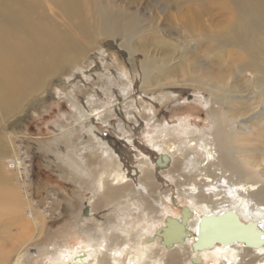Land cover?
Wrapping results in <instances>:
<instances>
[{"label":"rangeland","instance_id":"rangeland-1","mask_svg":"<svg viewBox=\"0 0 264 264\" xmlns=\"http://www.w3.org/2000/svg\"><path fill=\"white\" fill-rule=\"evenodd\" d=\"M261 91L264 0H0V163H24L14 178L33 213H0V251L34 235L41 216L43 234L27 243L25 264H53L57 243L81 247L83 230L101 233L126 197L159 202L167 189L155 176L121 193L96 181L111 168L106 155L131 141L132 159L146 161L137 144L168 123L189 120L205 140L215 135L217 173L264 184V165L250 166L264 159ZM188 153L205 157L199 147ZM89 204L97 217L106 212L104 222L82 226Z\"/></svg>","mask_w":264,"mask_h":264},{"label":"bare ground","instance_id":"bare-ground-1","mask_svg":"<svg viewBox=\"0 0 264 264\" xmlns=\"http://www.w3.org/2000/svg\"><path fill=\"white\" fill-rule=\"evenodd\" d=\"M27 31L29 32L28 27ZM34 51L32 49V52ZM260 95L264 98V91H261ZM213 111L214 109H211L210 112ZM223 126L227 128L228 124L224 123ZM196 133L199 138L194 141L192 136ZM203 133L205 132L184 119L172 124L168 123L154 136H143L141 144L137 146L149 154L146 161L141 159L139 163H135L132 159L137 150L132 141L128 149L125 147L117 150L112 156L106 155V161L112 165L111 168L103 166L100 178H97L99 181H96L99 189L104 187L103 181L106 179L114 192L121 193L133 184H142L144 175H152L155 179L163 181L167 193L163 195L160 193L159 202L156 199V202L154 200L150 204L146 202L145 196L140 198L136 194L126 197V206L123 205L118 216L115 215V220L110 217L106 220V212H100L104 216L97 217L96 213L91 212L94 207L90 209L91 204H89L82 226L98 219L102 222L106 220L104 225L107 228H103L102 232L98 233L96 229L85 227L86 231L83 230L81 233L83 239L80 249L68 248L70 243H57L48 255L49 260L53 261V264H264V245L256 248L234 242L228 245L216 243L213 247L201 251H194L192 248L200 219L203 216L219 215L228 211H235L244 223H258L264 236V184L260 185L248 179L239 180L236 175L231 176L224 168L217 173L216 165L222 167L214 147V142L217 140L214 134H210L211 140H205ZM180 147L186 150L184 157ZM198 147L205 156L202 162L200 159L196 161V158L189 156V153L186 155L188 150L197 151ZM153 153L156 155L154 156ZM158 159H160L159 164ZM13 161L10 159L7 163L11 168L6 163L4 165L0 163V213L2 218L6 215L10 217L19 214L25 220L24 216L33 217L31 202L28 200L25 204L21 201V190L18 189L14 178L20 177L19 173L25 167L22 161L18 162V159ZM176 162H180L176 164L177 168H175ZM259 163L260 165L250 163V166L253 169L258 168L264 165V159ZM79 172L91 177L88 168H83ZM249 174L253 173L245 172V175ZM8 186L11 188H7ZM143 189L147 194L151 192L148 186ZM174 191L177 195L172 193ZM95 192L94 188L89 191L90 203ZM155 203L157 205H154ZM26 208L28 213L24 214ZM184 208L188 209L185 225L188 235L182 244L171 243L167 247L162 244L157 232L166 227L168 217L182 221ZM163 211L167 214L164 221L159 215ZM145 215H148L149 219ZM43 221L39 216L35 222L37 230L33 232L34 235H25V242L22 241L14 250L8 251L7 248L1 250L0 264L8 263L12 256H16V260L14 259L10 264H25L27 260H31L32 254L26 251L25 247L28 242L43 234ZM159 223L160 227L156 228ZM153 229L155 231L151 233ZM150 233L151 235H148ZM197 257H199L198 261L193 260Z\"/></svg>","mask_w":264,"mask_h":264},{"label":"water","instance_id":"water-1","mask_svg":"<svg viewBox=\"0 0 264 264\" xmlns=\"http://www.w3.org/2000/svg\"><path fill=\"white\" fill-rule=\"evenodd\" d=\"M157 163H160L158 159ZM182 221L168 217L166 227L160 229L157 235L162 239V244H182L185 240V225L188 218V209L182 210ZM195 242L192 244L194 251L209 249L217 243L228 245V243H243L247 247H262L264 245L263 230L258 223H244L235 211H228L219 215L203 216L197 229ZM199 260V257L193 258Z\"/></svg>","mask_w":264,"mask_h":264},{"label":"built area","instance_id":"built-area-1","mask_svg":"<svg viewBox=\"0 0 264 264\" xmlns=\"http://www.w3.org/2000/svg\"><path fill=\"white\" fill-rule=\"evenodd\" d=\"M18 162H20V160H18ZM13 166V165H12ZM14 167V166H13Z\"/></svg>","mask_w":264,"mask_h":264}]
</instances>
